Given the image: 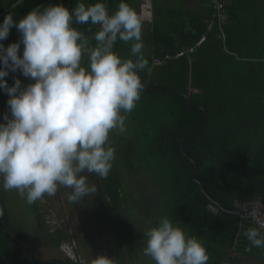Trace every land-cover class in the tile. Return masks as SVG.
<instances>
[{"label":"trees","instance_id":"16d2710c","mask_svg":"<svg viewBox=\"0 0 264 264\" xmlns=\"http://www.w3.org/2000/svg\"><path fill=\"white\" fill-rule=\"evenodd\" d=\"M95 2L98 0L84 1L86 5ZM99 2L105 3L112 14L121 0ZM125 2L134 7L133 0ZM56 4L70 11L75 8L70 0H0V25L9 13L18 23L33 8L39 6L43 10ZM228 9L234 15L232 7ZM260 13L250 14L247 21L236 26H220L217 22L214 31L219 37L209 36L194 52H188L189 48L204 32L212 15L203 18L194 11L183 10L173 17L163 16L158 10L152 30L142 33L143 53L151 74L147 69L139 71L144 84L140 99L131 113H122L133 127L131 136L123 144L108 141L106 145L113 147L116 155L108 176L103 178L105 188L97 198L107 210L117 264H123L126 252L130 261L134 259L132 245L130 250H123L126 240L133 236L122 211L124 171L128 177L141 174L148 178L158 190L156 194L172 224L204 245L209 255L207 264H223L230 252L252 251L260 260L264 258V247H253L244 236L246 229L258 228L257 225L250 217L236 213L253 203L264 210V23ZM158 17L164 22H158ZM73 26L87 37L90 48L96 45L98 26ZM17 42L18 55L22 56L21 33L13 26L0 44L7 48ZM130 47V43L117 40L113 51L122 59L135 60ZM182 51L185 53L178 56ZM82 65H89L87 53ZM4 79L8 86L19 79L22 88L34 83L20 70H9ZM189 87L198 90L189 92ZM8 99L0 88V118L9 110ZM7 115L11 116V112ZM4 122V118L0 120ZM3 200L6 202V196L0 191L1 218L12 234ZM30 208L59 249L62 241L68 240V233L62 228L48 231L37 201ZM57 261L67 264L62 259ZM5 263L37 264L9 239L0 224V264ZM68 264L75 263L68 260Z\"/></svg>","mask_w":264,"mask_h":264},{"label":"clouds","instance_id":"9594fccd","mask_svg":"<svg viewBox=\"0 0 264 264\" xmlns=\"http://www.w3.org/2000/svg\"><path fill=\"white\" fill-rule=\"evenodd\" d=\"M144 20L142 12L125 0L112 14L98 0L77 3L72 11L62 4L43 10L38 6L18 23L11 13L5 16L0 41L15 26L24 45L21 56L20 43L7 48L0 44V88L9 96L11 112L0 123V177L5 191L16 190L29 205L45 195L54 196L60 187L71 189L68 199L73 203L97 192L85 174L108 176L115 159L114 148L106 146L109 134L126 131L122 113H131L144 88L138 73L147 69L151 74L143 53ZM89 23L98 26L92 48L73 26ZM117 40L130 43L135 60L122 59L113 51ZM85 53L87 68L82 65ZM9 70H20L34 83L22 88L15 79L8 86L4 78ZM250 214L257 215L254 209ZM261 228L264 222L244 231L253 247H264ZM144 235L143 253L154 264H207L209 260L204 245L186 237L167 217ZM59 251L63 254L61 246ZM91 264L114 261L98 255Z\"/></svg>","mask_w":264,"mask_h":264},{"label":"rangeland","instance_id":"374dc122","mask_svg":"<svg viewBox=\"0 0 264 264\" xmlns=\"http://www.w3.org/2000/svg\"><path fill=\"white\" fill-rule=\"evenodd\" d=\"M84 1L70 0L73 7L77 3H84ZM171 4L173 3L168 2L166 6L171 7ZM168 14L170 12L165 11V15ZM157 21L163 23L164 19L158 17ZM150 27L151 24L147 22L143 29ZM83 59H85V55ZM125 127L126 131L124 133H119L117 130L112 131L109 134V142L112 141L115 144L117 141L119 145L123 144L126 137L131 136L133 130L127 119H125ZM114 151L116 155V150ZM85 175H87L90 185H96V193L73 203L68 199L71 189L60 187L54 196L45 195L43 199L38 200V205L45 218L51 217L59 220L68 233V240L62 241L61 248L74 250L84 259L83 264H91V261L98 255H106L113 259L114 264H117L116 248L107 225L109 219L105 209L100 208L102 201L97 199L101 197V193L105 188L104 179L96 174ZM95 178L96 182L94 181ZM123 178L125 206L122 207V211L125 215L128 230L133 231V236L129 239V242L126 240L123 250H130L131 245L134 249L133 261H130L129 253L126 252L123 264H154V261L143 253L147 239L144 234L150 227L158 226L159 221L164 217L169 218L172 222L170 214L164 210L163 202L161 203L156 194L158 190L148 178L141 174L128 177L125 171L123 172ZM0 184V191L6 196V202L3 201L9 217L7 223L14 237L31 250L36 258L42 262L62 259L63 254L56 248L55 243L50 240L48 233L40 227V223L32 214L26 199L20 196L16 190L5 191L2 177H0ZM1 199H3L2 195ZM20 233L26 237L22 238ZM88 237L91 238V241L88 240ZM76 238L79 240H76Z\"/></svg>","mask_w":264,"mask_h":264},{"label":"crops","instance_id":"0c3cea01","mask_svg":"<svg viewBox=\"0 0 264 264\" xmlns=\"http://www.w3.org/2000/svg\"><path fill=\"white\" fill-rule=\"evenodd\" d=\"M216 1L217 0H133V5L134 8L138 11V12H142L145 20H144V24L143 27H145L147 25V22H149L151 24V27L148 29H143V32H150L152 30V28L154 27L155 23H156V15H157V11L159 10V12L162 13L163 16L165 15V11H169L171 15L173 14V17L177 16V14H179V12H182L183 10H191L194 11L196 14H198L199 16L203 15L205 17L208 16L211 17L213 10H216ZM168 2H171L173 4H171V7H167L166 4ZM227 6V7H226ZM226 6H225V18L223 20H219V24L220 26L225 24V27L228 24H233L234 26H236L237 24H240L243 21H247V17L250 16V14H256V12H262L260 13V18L261 21L264 23V0H226ZM229 7H232V10L234 12V15H232L230 13V10L228 9ZM172 10V11H170ZM174 12V13H173ZM211 12V14H210ZM207 22V21H206ZM209 23V22H208ZM208 23L207 26H208ZM146 24V25H145ZM205 27L204 32L200 35V37L203 34H206V40L209 38V36L211 35H216L215 30V25H214V29L212 30H208V27ZM250 27H252V25H249ZM224 27V29H225ZM229 27V26H227ZM256 30H257V26ZM258 31V30H257ZM199 37V38H200ZM219 37V36H217ZM198 38V39H199ZM198 39L195 41V43H193L191 46L194 47V50L191 51L189 50L188 52H194L196 51L200 46H202V44H204V41L202 44L200 45H196ZM161 61H158L157 63H160ZM197 88L194 87H189V92L191 91H197ZM253 205H258L256 203H253ZM101 209H105V206L101 207ZM243 207L240 208V210H242ZM106 214H107V210ZM108 217V215H107ZM108 223V221H107ZM108 225V224H107ZM109 228V226H108ZM109 233L110 236L112 238V240L114 241V238L110 232V228H109ZM188 237V236H186ZM130 237L127 239L129 242ZM85 243V242H84ZM255 254V253H254ZM252 254V251H248L247 254H240V253H236V252H230L229 254V259L225 262H229L231 264H264V258L262 260L259 259V256H252L254 255ZM235 260H237L235 262Z\"/></svg>","mask_w":264,"mask_h":264},{"label":"built area","instance_id":"2783aa9c","mask_svg":"<svg viewBox=\"0 0 264 264\" xmlns=\"http://www.w3.org/2000/svg\"><path fill=\"white\" fill-rule=\"evenodd\" d=\"M225 6H226V0H217L216 1V10L213 12L212 17L208 23V30H212L214 25L219 21V20H223L225 18ZM206 40V34H203L197 41L196 45H200L202 44L204 41ZM195 48L194 47H190L189 50L193 51ZM185 53V51H182L180 53H178L179 55H183ZM255 210L257 215L255 216V218L250 214V212L252 210ZM244 211V214L242 215H246L247 217H250L252 219V221L257 225V227L259 228V224L260 222H264V210L260 207V205H253L248 209H242ZM45 224H46V228L48 229L49 232H55L57 229L62 228L63 226L61 224V222H59V220L57 219H53V218H45ZM261 230L264 231V228H261ZM62 247V246H61ZM63 257L69 259L70 261H72L73 263L76 264H83L84 259H82L80 257L79 254H77L74 250H70V249H63Z\"/></svg>","mask_w":264,"mask_h":264},{"label":"water","instance_id":"95a60500","mask_svg":"<svg viewBox=\"0 0 264 264\" xmlns=\"http://www.w3.org/2000/svg\"><path fill=\"white\" fill-rule=\"evenodd\" d=\"M9 113H10V109L5 114H9ZM5 114L0 118V120L4 118ZM201 189H202L203 192H205V190H204V188H203L202 185H201ZM223 210H225V209H223ZM236 213L239 214V215H242V214H244V211L243 210H239ZM3 223H4V221L0 217L1 228L4 230L5 234L9 237V239L14 244H16L17 246H19L20 248H22L23 250H25L28 254H30L31 255V258L34 260V262H36L37 264H52V263H54L53 261L42 262V261L38 260L36 258V256L34 255V253L31 252V250H29L27 247H25L22 243H20L18 240H16V238L12 234L9 233V231L6 229V227H5V225ZM62 260H63V262H65V263L68 264V261L66 259H62ZM55 263H58V261H55ZM223 264H231V263L224 262Z\"/></svg>","mask_w":264,"mask_h":264},{"label":"flooded vegetation","instance_id":"af4514ba","mask_svg":"<svg viewBox=\"0 0 264 264\" xmlns=\"http://www.w3.org/2000/svg\"><path fill=\"white\" fill-rule=\"evenodd\" d=\"M94 181L96 182V178L94 179ZM103 205V204H102ZM32 211V214L35 216V213L33 212V210H31ZM36 218V217H35ZM40 223V222H39ZM42 229H43V231H44V228H43V226H42ZM62 230H65V228H63ZM66 231V230H65ZM76 240H79V239H77L76 238ZM88 240H90L91 241V238H89L88 237ZM63 259V258H62ZM54 263H55V261H53ZM65 263V262H64ZM58 264V263H57Z\"/></svg>","mask_w":264,"mask_h":264}]
</instances>
